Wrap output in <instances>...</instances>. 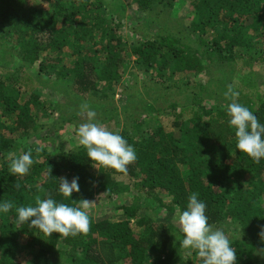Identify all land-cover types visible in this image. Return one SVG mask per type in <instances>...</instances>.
<instances>
[{
	"label": "trees",
	"instance_id": "obj_1",
	"mask_svg": "<svg viewBox=\"0 0 264 264\" xmlns=\"http://www.w3.org/2000/svg\"><path fill=\"white\" fill-rule=\"evenodd\" d=\"M42 1L0 0V199H87L91 224L87 233L50 236L17 223L14 211L0 214V264H202L180 246L175 219L192 193L213 229L226 228L237 264H264V159L237 150L224 96L231 85L264 123V73L255 68H264V0H125L132 12L172 24L130 32L108 0ZM49 78L84 100L108 101L109 117L98 104L90 121L121 128L136 152L126 173L91 161L69 138L48 137L71 128L79 139L84 122L49 112L59 103L42 99L37 84ZM29 148L30 171L11 175L8 154ZM77 176L80 191L66 199L58 179ZM120 199L117 219L94 215L96 201Z\"/></svg>",
	"mask_w": 264,
	"mask_h": 264
},
{
	"label": "clouds",
	"instance_id": "obj_2",
	"mask_svg": "<svg viewBox=\"0 0 264 264\" xmlns=\"http://www.w3.org/2000/svg\"><path fill=\"white\" fill-rule=\"evenodd\" d=\"M230 102L225 110L229 117L228 125L234 130L236 148L246 153L255 162L264 159V123L247 106L239 103V92L231 85L224 93ZM86 107V106H85ZM78 143L87 150V157L106 168L126 173L127 166L136 160V152L132 145L119 133L104 126L88 122L77 130ZM40 151V149H36ZM34 164L32 149L19 154H8V169L11 175L24 176ZM58 191L63 197L72 198L73 192H79V177L69 181L66 177L58 179ZM77 204L57 201L52 197H36L35 204L16 206L12 201L0 199V214L15 212L16 222L28 224L29 228L38 229L50 235L54 232L61 236H75L87 233L90 229L89 206L92 202L80 199ZM206 203L199 199V193L188 197L186 208L176 209L175 219L180 226L182 238L180 246L195 252L202 264H237L236 249L224 231L213 229L206 215ZM260 235L264 237V225Z\"/></svg>",
	"mask_w": 264,
	"mask_h": 264
},
{
	"label": "rangeland",
	"instance_id": "obj_3",
	"mask_svg": "<svg viewBox=\"0 0 264 264\" xmlns=\"http://www.w3.org/2000/svg\"><path fill=\"white\" fill-rule=\"evenodd\" d=\"M42 2H44L43 4H46V2L44 0ZM108 2L110 4H114V3L118 4V6L115 9L116 10L115 15L117 16L118 19H120L118 22L121 25H123L124 27H126L124 30L129 29V32H130L131 28L136 29V30L137 29L140 30L141 28L145 29V25H149V26L154 27V25H156L155 24L156 22L161 25L160 21H162V20H158L155 22L149 18L142 17L139 14L132 12L130 9V6L129 5L127 6V3L125 0H108ZM140 25H142L141 28H140ZM161 26L164 27L163 25H161ZM171 27H172V24H169L167 27H164V29L171 28ZM13 55H15V54H13ZM46 55H47V53H43V56H46ZM8 57L14 58L13 56H8ZM1 58L2 57H0V73L4 72L3 70H1L2 67L4 66V61ZM17 64L18 63L16 61L11 59V63L8 64L7 67L10 71H13L14 66H17ZM255 68L258 71L261 70L264 73V68H262L260 65H256ZM29 72L37 74V72H39L38 65L33 66ZM54 81H55L54 79L42 80L41 82H39L37 84H39V86L42 87V89H43L42 99H44V100L46 99L48 102H52L54 105V108H55V106H57L54 104L55 101L59 103V106H57L56 109H54V110L50 109L49 110V112H54L53 114L55 115V117L59 118L60 112L67 110L66 115L67 114L80 115L81 119H83L82 121H84L83 123H88V122H92V120L90 121V119H93V118L100 115V110L98 108H96V105H98V104L100 105V103H98L99 102L98 99L96 100V103L90 102L88 100H84V98L83 97L81 98L79 96V94H75L72 91H68V89L66 87H62L60 84H57ZM151 84L152 83H148L146 86L149 87ZM121 87L124 88V85H120L119 90ZM119 90L114 95V100H113L114 105H118L119 103H121L120 98L122 97L123 92H120ZM129 91L133 95L132 99H135L134 98L135 93L132 90H129ZM144 94H145V92H144ZM99 99H102V100H100V102L103 104V105H100L101 108L103 109V107H104L105 109H107V111H106L107 113L105 114V116L108 118L110 115L109 114V108H110L109 103L102 96H99ZM102 101H105V102H102ZM152 103L154 104V102H152ZM119 114H120L119 119H121V122H122L123 121L122 120L123 115H122L121 110H120ZM161 122H164V120H161ZM83 123H81V124H83ZM167 123L168 122H165V124H167ZM167 125L170 126V124H167ZM121 127H122V123H121ZM110 130L120 133L121 128L120 127L115 128L114 126L113 127L111 126ZM53 136L55 138H58V139L69 138V140L71 139V142H75V144H78V140H79L74 134V129H71V128L67 129L65 134H63L61 132H57V134H55L54 132H52L49 134L48 137H53ZM121 199H123V198H121ZM121 199H120V201L118 200L119 202L117 205L116 204L114 205V203H109L106 201L103 202V204L100 201H96V203L93 206L94 215L97 218H100V217L107 215V216H110L112 218V220L117 219L118 215L122 213L121 209H116V206L120 205ZM126 200H129L128 196L126 197ZM218 229L224 231L227 234V232L225 231L226 228L219 227ZM198 259L199 258L197 256L196 260H198Z\"/></svg>",
	"mask_w": 264,
	"mask_h": 264
}]
</instances>
